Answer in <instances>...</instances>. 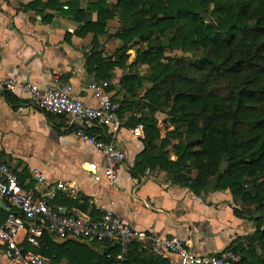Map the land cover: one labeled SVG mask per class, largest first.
<instances>
[{
  "label": "trees",
  "instance_id": "16d2710c",
  "mask_svg": "<svg viewBox=\"0 0 264 264\" xmlns=\"http://www.w3.org/2000/svg\"><path fill=\"white\" fill-rule=\"evenodd\" d=\"M80 1L86 0H70L63 11L59 0H34L24 11H35L44 23L51 21L47 11L62 13L79 24L76 36L93 34L94 45L99 36L106 35L109 21H119L120 28L111 37L121 46L113 55L115 61L108 57L102 67L123 66L127 51L135 48L132 67L148 68L142 76L134 72L123 80L128 94L137 98V90L143 89V97L136 104L119 103L120 118L134 106L141 113L129 122L132 127L143 126L145 142L132 173L164 172L172 184L195 197L229 191L242 211L244 206H253L261 217L255 221V233L244 239L250 245L234 242L227 249L239 257L235 264H264V258L249 253L250 246L264 252V0H93L85 9L78 7ZM143 44L151 47L144 50ZM165 50L191 56H162ZM2 94L12 109L22 104ZM158 113H164L162 121L155 118ZM58 118L65 123L64 117ZM67 130L72 134V129ZM175 139L179 142L173 145ZM258 180L253 192L247 185ZM52 203L81 212L89 208L86 199L72 201L61 195ZM90 214L99 216L95 209ZM234 214L245 218L238 210ZM102 246L103 252L98 253L73 241L56 243L43 232L38 248L24 243L23 249L52 264H117L118 248ZM120 264L169 262L147 256L139 244H133Z\"/></svg>",
  "mask_w": 264,
  "mask_h": 264
},
{
  "label": "crops",
  "instance_id": "0c3cea01",
  "mask_svg": "<svg viewBox=\"0 0 264 264\" xmlns=\"http://www.w3.org/2000/svg\"><path fill=\"white\" fill-rule=\"evenodd\" d=\"M33 1L0 0V79L15 77L20 83L41 88L68 85L72 88L73 97L93 107H98L101 99H95L89 90L92 83H107L103 98L123 105L136 104L143 97V89L137 90L135 98L123 88L124 78L136 72L132 67L135 56L128 54L131 50L127 51L123 66L106 70L101 65L102 60L108 57L115 61L113 55L121 46L120 41L111 37L119 30L116 25L114 27L117 19L107 23L106 35L99 36L94 45L93 34L84 38L76 36L79 24L62 13L47 11L51 21L44 23L35 11H24V7ZM47 1L42 0L43 3ZM69 1L59 0L63 11L67 10L64 5ZM89 1L93 0L78 2V7L85 9ZM91 18L95 21L96 15L92 14ZM20 101L22 104L14 110L0 91V154L17 174L24 189L34 188L30 173L37 169L45 175L47 188L65 185L66 192L57 193L55 200L61 195L72 201H88L86 212L64 207L70 212L92 217V209L98 215L109 210L136 229L157 237L180 238L198 255L218 253L234 242L244 247L250 245L244 239L255 233L257 225L234 202L229 191L195 197L189 190L172 184L164 172L146 170L143 174L132 173L137 155L145 149L144 133L142 137L131 134V130L142 126L132 127L129 123L141 117L135 106L133 111L119 117L121 125L117 131L110 127L92 129L93 134L115 143L126 153L127 169L118 171L111 182L104 175L105 166L99 152L69 133L58 117ZM171 160H175L174 155H171ZM88 164H93L99 171L98 179L86 171ZM1 203L0 220L8 214L6 203L3 200ZM234 210L243 212L245 218L237 217ZM24 235L25 232L21 231L17 239L22 245ZM87 246L98 253L104 249L97 243ZM144 251L147 256L168 260L169 264H180L176 255ZM0 264H17L2 246Z\"/></svg>",
  "mask_w": 264,
  "mask_h": 264
},
{
  "label": "built area",
  "instance_id": "2783aa9c",
  "mask_svg": "<svg viewBox=\"0 0 264 264\" xmlns=\"http://www.w3.org/2000/svg\"><path fill=\"white\" fill-rule=\"evenodd\" d=\"M107 86L105 82L92 83L89 86L93 97L101 99V104L93 107L73 97L72 88L68 85L55 84L41 88L30 83H20L15 77L0 79L2 93H8L30 106H36L45 113L64 117L65 126L72 129V135L101 154L105 166L104 175L112 182L118 171L127 169L126 153L115 143L89 132L94 128L110 127L114 131L120 128L119 102L103 98ZM142 132V126L131 130L134 137H142ZM86 171L97 179L100 176L93 164H88ZM30 177L35 186L33 189H24L17 174L0 154V199L8 208V216L0 224V246L4 247L6 254L17 264H52L32 251H24L22 243L17 240L21 231L25 232L22 242L34 248H38V239L43 232L61 242L115 246L118 248L115 255L117 264L125 259L133 244H139L142 250L157 255L161 252L176 255L180 264H235L239 261V257L228 249L198 255L180 238L157 237L145 230L136 229L122 222L109 210L93 218L54 206L52 202L57 193L66 192L65 185L57 184L47 188L45 175L37 169H32Z\"/></svg>",
  "mask_w": 264,
  "mask_h": 264
},
{
  "label": "rangeland",
  "instance_id": "374dc122",
  "mask_svg": "<svg viewBox=\"0 0 264 264\" xmlns=\"http://www.w3.org/2000/svg\"><path fill=\"white\" fill-rule=\"evenodd\" d=\"M211 18H216V15L215 14H212L211 15ZM116 22H118L117 20L115 21V23H114V27H115V25H116V27L118 28H120V24H117ZM119 23V22H118ZM119 25V26H118ZM116 30V28H113V31H115ZM167 37H170V35H167ZM165 40H164V38H163V42H164ZM155 45H157V42L156 43H154ZM136 47V46H135ZM140 47L142 48V49H144V50H147V49H149L151 46H150V44H143V45H140ZM134 49L135 48H132L131 49V51H129L128 52V54L130 55V57H134L135 55H134ZM113 51V50H112ZM162 56H169V57H188L187 55H185V54H183L181 51H175V52H168V51H164L163 53H162ZM191 56V55H190ZM189 56V57H190ZM147 70H148V68L146 67V66H144V67H138V69L136 68V72H138V73H141L142 75H144L146 72H147ZM145 87L146 88H148L149 87V85H145ZM162 107V109L164 110V111H167L168 110V108H166L165 106H161ZM156 117H157V119H158V121H162L164 118H165V115H164V113L162 114V113H158L157 115H156ZM179 142V140H177V139H175V140H173L172 141V144L173 145H176L177 143ZM191 175L192 176H195L196 175V173H195V171H193V172H191ZM258 182H259V180L258 181H256L255 182V184L253 185V183H251L250 185H247L249 188H251L252 190H253V192H255V186H256V184H258ZM211 192V191H210ZM258 194V193H257ZM237 203V205L238 206H240V207H242L241 206V204L239 203V202H236ZM243 210L248 214V215H250V216H252V215H256L257 213H256V210H255V208L253 207V206H244L243 207ZM256 220H254V222H255ZM263 224H264V222H263ZM263 229H264V225H263ZM249 253H250V255H254L255 257H259V258H264V252H262L259 248H252L251 246L249 247Z\"/></svg>",
  "mask_w": 264,
  "mask_h": 264
},
{
  "label": "water",
  "instance_id": "95a60500",
  "mask_svg": "<svg viewBox=\"0 0 264 264\" xmlns=\"http://www.w3.org/2000/svg\"><path fill=\"white\" fill-rule=\"evenodd\" d=\"M187 56L189 57L190 56V54H187ZM226 170V163L224 162L223 164H222V166L220 167V171H222V172H224ZM2 205V203H1V200H0V206ZM261 216H260V214H256V215H252V216H249L248 218L250 219V220H257V219H259Z\"/></svg>",
  "mask_w": 264,
  "mask_h": 264
}]
</instances>
